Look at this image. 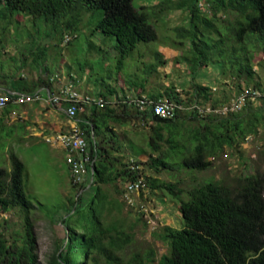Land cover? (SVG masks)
Listing matches in <instances>:
<instances>
[{
  "label": "trees",
  "instance_id": "trees-1",
  "mask_svg": "<svg viewBox=\"0 0 264 264\" xmlns=\"http://www.w3.org/2000/svg\"><path fill=\"white\" fill-rule=\"evenodd\" d=\"M200 1L160 0L155 5L135 8L133 0H0V20L10 24L16 15L30 17L48 26L54 35L59 34L60 41L66 36H74L73 41L80 31L84 13H90L91 21L97 19L93 32H99L117 43L120 59L116 60V71H120L129 52L141 43L158 40L149 21L157 23L164 11L186 10L189 28H175L177 41L172 46L182 49L186 40L194 47L201 46L197 54L189 57L183 55L181 58L189 63L193 76L212 61L207 51L217 49L222 60L216 62L223 67L222 74L225 69L230 70L231 76L238 80L237 88L240 91L241 82L248 85L254 79L253 54L264 51V0H205L208 1L210 16L205 7L200 6ZM220 12L237 14L239 20L229 30L232 32L231 38L221 36L213 45H209L200 40L197 34L202 36L201 29L212 30L214 23L221 21L217 16ZM231 40L236 45L229 44ZM69 43L71 41L66 44ZM45 54V48H41L33 59V64L44 78H37L32 85H27L22 78H16L9 83L8 89L26 93L40 88L51 89ZM152 60H156V65L151 66L153 71L157 65L166 63L157 50ZM25 61L21 60V65ZM69 78L76 83L74 77L70 75ZM164 93L168 99L182 103L172 89ZM191 95L192 102L200 103L199 97L203 101H211L206 88L195 87ZM97 96L108 100L112 96L118 98L110 88ZM148 97L158 100L163 96ZM15 107L11 106L3 113ZM131 110L135 109L127 104L114 105L109 102L102 109L92 107L78 116V125L84 132L94 160L92 181L77 189L75 196L69 200L65 214L57 219L66 235L47 264H87L88 259L91 264H114L117 258L111 253L121 251L131 242V234L125 231L123 219L108 217L107 222H103V214L111 216L113 211L120 213L124 207L123 201L118 199L123 187L119 189L118 185L123 186L125 182L142 177L140 168L131 170L129 159L123 160L117 154L121 144L114 128L129 122ZM133 112L140 116L144 124H150L151 132L147 142L151 152L149 160L142 163L134 159L133 164L148 166L156 173L174 168L190 172L205 171L212 165L209 159L216 157L224 147L238 148L246 137L256 135L259 128L264 129V100L255 108L250 104L242 111L224 117H198L192 113L163 120L149 111ZM10 158V173L0 167V211L20 208L26 217L19 239L8 243L0 233V264H40L33 224L27 216L34 205L23 190V165L16 155L11 154ZM143 179L151 191L159 190L179 200L181 227L166 226L155 233V237L168 248L167 253L160 257V264H264V177L258 172L237 180L235 187L213 181L201 183L187 191L186 200L180 198L184 192L177 183L161 182L147 176ZM87 185H96L97 191L88 206L83 208L82 196ZM107 186L113 188L115 195L111 196L103 189ZM82 214L87 215L86 220L75 221ZM76 251L81 257L77 263L69 258ZM101 258L104 259L103 263L99 262ZM132 262L139 263L137 257Z\"/></svg>",
  "mask_w": 264,
  "mask_h": 264
},
{
  "label": "rangeland",
  "instance_id": "rangeland-1",
  "mask_svg": "<svg viewBox=\"0 0 264 264\" xmlns=\"http://www.w3.org/2000/svg\"><path fill=\"white\" fill-rule=\"evenodd\" d=\"M159 1L133 0L132 4L138 8L141 5H155ZM199 4L205 7L210 16L208 1L201 0ZM188 15L186 10H168L164 11L157 23L154 22L156 24L149 21L157 33L158 40L141 43L129 52L120 71H116V60L120 59L117 43L99 32H93L97 19L91 21L90 13H84L77 38L73 41L71 39L68 45L64 40L60 41L59 34L54 35L48 26L30 17L16 15L10 24L0 20V87L7 88L16 78H22L27 85H32L39 77L44 78L33 64V59L38 50L45 48V65L49 77L56 74L63 77L71 75L76 80L78 92L94 97L108 88L118 96L144 94L163 97L165 90L172 89L183 103L192 104L194 102L191 101V94L197 87L209 90L211 101H203L200 97L198 99L200 104L205 105L211 102L226 103L243 87L264 89L263 50L253 54L251 63L255 72L254 79L248 85L241 82L240 91L237 88L238 80L231 76L230 70L225 69L222 74L223 67L216 62L222 59L214 48L207 51V56L212 61L193 76L189 63L181 58L183 55L189 57L193 53L197 54L198 50L201 51V46L194 47L189 40L183 41L182 49L172 46V43L177 41L175 28H189ZM217 16L221 21L215 22L212 30L201 29L202 36L197 34L200 40L209 45H213L221 36L231 38L232 32L229 30L234 28L239 20L238 15L234 13L220 12ZM229 44L236 45L232 40ZM156 50L167 60L165 64L157 65L153 71L151 66L156 65V60H152ZM21 60H26L24 65H21ZM114 98L115 96L110 97L109 101L113 102ZM258 105L259 102H256L253 107ZM133 111L135 110H131L127 124L116 125L114 128L121 144L117 154L122 156L123 160L136 159L145 163L151 155L147 144L151 134L150 124H144L140 116ZM0 120V167L8 173L11 172V154L16 155L23 165V190L34 205L27 216L33 224L38 261L40 264H47L51 254L66 235L57 219L65 214L69 200L75 196L77 189L72 188L69 181L66 153L45 143L43 138L65 130L66 120L44 103L17 106L6 114L0 111ZM263 158L264 129L259 128L256 135L246 137L238 148L224 147L216 157L210 158L212 165L205 171L190 172L174 168L156 173L145 165H140L139 168L143 178L147 176L161 182L177 183L184 192L180 198L186 200L188 190L207 181L235 187L237 180L246 175L258 172L264 177ZM118 187L121 189L123 186ZM103 189L111 196L115 195L112 187ZM96 191V185H87L82 196L83 208L90 203ZM133 198L136 200L135 207L124 204L120 213L113 211L111 216L103 214L104 223L108 217L123 219L125 231L131 234L129 244L121 251L111 253V256L117 258L114 264H134V257H137L138 264H160V257L167 253L168 248L155 237V233L161 232L166 226L176 229L181 227L179 200L159 190L151 191L149 187L140 195L134 194ZM118 199L122 201L121 196ZM86 216L82 214L75 218V221L83 222ZM25 217L26 214L20 208L0 211V233L6 242L19 239ZM76 246L83 249L79 244ZM79 252L69 256L75 263L81 261ZM149 259L151 261H148ZM103 261V258L99 260L100 263ZM87 264H91L89 259Z\"/></svg>",
  "mask_w": 264,
  "mask_h": 264
},
{
  "label": "built area",
  "instance_id": "built-area-1",
  "mask_svg": "<svg viewBox=\"0 0 264 264\" xmlns=\"http://www.w3.org/2000/svg\"><path fill=\"white\" fill-rule=\"evenodd\" d=\"M201 6V4H200ZM74 36H66L64 42L68 43ZM51 89L40 88L33 93L15 92L0 88V111L11 106H25L33 103H44L52 109L65 115L68 123L65 130L55 132L43 138L44 142L66 153V164L68 167L70 184L79 189L88 181L91 183L92 166L94 160L92 152L85 139L84 132L78 125V116L87 112L90 108H104L109 102L114 105L127 104L139 113L150 112L163 120H173L179 115L196 114L198 117L208 115L224 117L231 113H238L248 105L264 100V89L258 90L250 87H243L241 91L226 103H178L162 97L158 100L151 99L147 95L126 96L121 95L114 98L113 102L100 96H92L88 93H80L76 83L69 77L54 75L50 77ZM131 170L139 166L129 160ZM144 179L140 177L136 181H129L123 184L122 201L128 207H135L134 194L140 195L146 190Z\"/></svg>",
  "mask_w": 264,
  "mask_h": 264
},
{
  "label": "crops",
  "instance_id": "crops-1",
  "mask_svg": "<svg viewBox=\"0 0 264 264\" xmlns=\"http://www.w3.org/2000/svg\"><path fill=\"white\" fill-rule=\"evenodd\" d=\"M158 52L161 54V52H160V51H158ZM161 55L163 56V54H161ZM164 57H165V56H164ZM164 57H163V58H164ZM164 59H166V58H164ZM166 60H167V59H166ZM76 84H77V83H76ZM76 86H77V85H76ZM0 88H1V87H0ZM2 89L9 90V89H8V87H7V88H5V87H4V88H2ZM52 111H53V112H57L58 114L62 115V116L65 118V120H66V122H65V123H66V124H65V128H66L68 121H67V119H66L65 115H64V114H62L61 112H58V111H57V110H55V109H52Z\"/></svg>",
  "mask_w": 264,
  "mask_h": 264
}]
</instances>
